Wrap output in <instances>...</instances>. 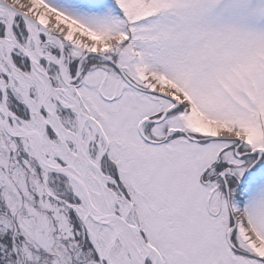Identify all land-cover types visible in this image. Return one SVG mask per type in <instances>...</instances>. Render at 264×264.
Segmentation results:
<instances>
[{"label": "snow or ice", "instance_id": "obj_1", "mask_svg": "<svg viewBox=\"0 0 264 264\" xmlns=\"http://www.w3.org/2000/svg\"><path fill=\"white\" fill-rule=\"evenodd\" d=\"M0 264H264V0H0Z\"/></svg>", "mask_w": 264, "mask_h": 264}]
</instances>
